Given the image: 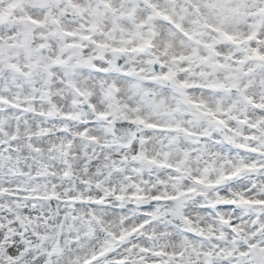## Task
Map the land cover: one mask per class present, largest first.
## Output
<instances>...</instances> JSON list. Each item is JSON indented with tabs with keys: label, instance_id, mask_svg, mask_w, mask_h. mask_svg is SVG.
<instances>
[{
	"label": "snow or ice",
	"instance_id": "snow-or-ice-1",
	"mask_svg": "<svg viewBox=\"0 0 264 264\" xmlns=\"http://www.w3.org/2000/svg\"><path fill=\"white\" fill-rule=\"evenodd\" d=\"M0 264H264V0H0Z\"/></svg>",
	"mask_w": 264,
	"mask_h": 264
}]
</instances>
